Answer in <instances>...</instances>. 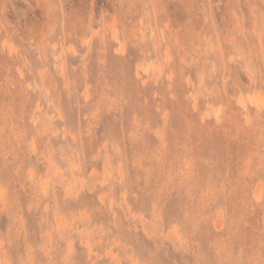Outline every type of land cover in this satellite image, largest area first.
I'll use <instances>...</instances> for the list:
<instances>
[{"label":"rangeland","instance_id":"obj_1","mask_svg":"<svg viewBox=\"0 0 264 264\" xmlns=\"http://www.w3.org/2000/svg\"><path fill=\"white\" fill-rule=\"evenodd\" d=\"M0 264H264V0H0Z\"/></svg>","mask_w":264,"mask_h":264},{"label":"bare ground","instance_id":"obj_2","mask_svg":"<svg viewBox=\"0 0 264 264\" xmlns=\"http://www.w3.org/2000/svg\"><path fill=\"white\" fill-rule=\"evenodd\" d=\"M60 114V113H59ZM61 116L60 117H62V113L60 114ZM63 118V117H62Z\"/></svg>","mask_w":264,"mask_h":264}]
</instances>
